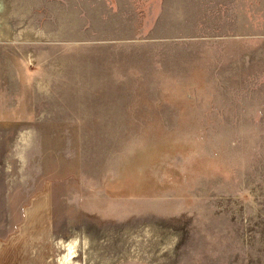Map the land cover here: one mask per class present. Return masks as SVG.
I'll return each mask as SVG.
<instances>
[{"label": "rangeland", "instance_id": "obj_1", "mask_svg": "<svg viewBox=\"0 0 264 264\" xmlns=\"http://www.w3.org/2000/svg\"><path fill=\"white\" fill-rule=\"evenodd\" d=\"M0 250L264 264V0H0Z\"/></svg>", "mask_w": 264, "mask_h": 264}, {"label": "crops", "instance_id": "obj_2", "mask_svg": "<svg viewBox=\"0 0 264 264\" xmlns=\"http://www.w3.org/2000/svg\"><path fill=\"white\" fill-rule=\"evenodd\" d=\"M40 222V221H38ZM42 222V220H41ZM9 250H0V264H21L22 263V255H21V252H19L17 250V253L15 254L18 255V260L17 261H13L11 258H10V255H9ZM14 262V263H13Z\"/></svg>", "mask_w": 264, "mask_h": 264}]
</instances>
